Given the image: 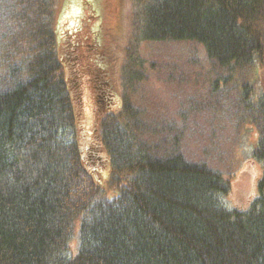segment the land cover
I'll return each instance as SVG.
<instances>
[{
	"label": "trees",
	"instance_id": "16d2710c",
	"mask_svg": "<svg viewBox=\"0 0 264 264\" xmlns=\"http://www.w3.org/2000/svg\"><path fill=\"white\" fill-rule=\"evenodd\" d=\"M70 1L0 0V264H264V0H125V27L115 0H95L97 25L89 0L64 18ZM147 43L200 45L213 89L253 68L237 103L263 177L246 209L144 117Z\"/></svg>",
	"mask_w": 264,
	"mask_h": 264
},
{
	"label": "rangeland",
	"instance_id": "374dc122",
	"mask_svg": "<svg viewBox=\"0 0 264 264\" xmlns=\"http://www.w3.org/2000/svg\"><path fill=\"white\" fill-rule=\"evenodd\" d=\"M89 2L94 6L90 13L94 16L91 24L97 25L100 22L97 1ZM79 3L80 0H71L64 18L69 17L72 21L75 16L70 17V14L80 12ZM115 4V18L125 27L128 16L126 1L122 0L120 12L117 0ZM194 44L196 46L190 43L145 44L143 57L155 65L145 69L149 79L139 85L135 95L138 102L148 109L144 112L147 120L161 122L165 127H176L174 130L188 156L204 157L211 167L231 176L228 195L226 199L221 198L227 208L246 209L259 196L258 183L263 170L252 157L257 131L253 124L242 121L237 86L251 83L256 75L253 68L241 71L223 88L213 89L211 85L215 75L201 66L203 61L207 62L206 56L202 47ZM164 130L169 132L167 127ZM62 138L71 141L72 132L64 131ZM88 142L86 137L81 141V147L85 148ZM107 167L104 163V167L99 169L101 185L107 175ZM262 191L264 193V186ZM74 248L75 242H72L70 251Z\"/></svg>",
	"mask_w": 264,
	"mask_h": 264
}]
</instances>
